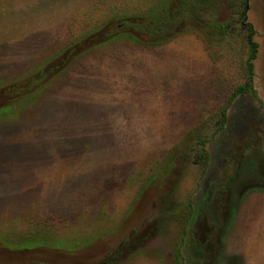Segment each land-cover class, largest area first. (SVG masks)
Listing matches in <instances>:
<instances>
[{
  "label": "rangeland",
  "instance_id": "obj_1",
  "mask_svg": "<svg viewBox=\"0 0 264 264\" xmlns=\"http://www.w3.org/2000/svg\"><path fill=\"white\" fill-rule=\"evenodd\" d=\"M198 1L0 0V264H264V0Z\"/></svg>",
  "mask_w": 264,
  "mask_h": 264
},
{
  "label": "trees",
  "instance_id": "obj_2",
  "mask_svg": "<svg viewBox=\"0 0 264 264\" xmlns=\"http://www.w3.org/2000/svg\"><path fill=\"white\" fill-rule=\"evenodd\" d=\"M198 2H200V4L202 6L206 5V0H199ZM158 15L155 17V22L154 25L157 26V28L159 29L160 26L162 25L161 23V15L160 14V10L158 11L157 13ZM173 17V16H171ZM160 21V22H159ZM123 25H132L130 22L128 21H120L118 23V26L116 27H119V26H123ZM240 25L242 26V28H244L246 30V35H245V43H246V46H247V50H248V54L245 58V66H246V70H247V73H248V77H247V80L246 82L242 83V84H239L237 86L234 87V89L231 91L230 93V96L226 102V105H224V107H222L219 111H218V115H219V118L221 120V122L223 121L224 117H225V109L228 105V103L232 100V98H234L236 95L238 94H243L245 92H250V94L256 98V94H255V90L252 88V85H251V77L253 75V71H252V60L255 58L256 56V50H257V44L256 42L252 39V35L254 34V30L252 29L251 25L249 22L245 21V15H244V12H241L240 13ZM147 26V25H146ZM145 25L144 27L147 28ZM224 25H218L219 28H222ZM115 27V28H116ZM146 30V29H145ZM222 30V29H221ZM115 34H113L112 36H109L108 38L110 37H113L115 36ZM130 37H132L133 39L135 40H138L139 42H143L141 39H138L136 36H133V35H130ZM112 38H110L111 40ZM115 39V38H114ZM108 41V40H106ZM161 41H164V39L162 40H158L157 42H161ZM144 43V42H143ZM62 64V62H61ZM59 64V65H61ZM58 66L56 65H53L52 67H50V70L52 69H55L57 68ZM61 67V66H60ZM38 76V73L36 75V77ZM38 78V77H37ZM220 126V125H219ZM202 141V140H200ZM196 154H198L197 152L194 153V155L192 156V160H194V162H196ZM201 156V159L203 160V165L205 166L206 164V159H207V153H205L204 151L199 153ZM166 161H168V159H166ZM155 176H151L150 179L154 178ZM189 214V213H188ZM191 214V213H190ZM189 218H190V215H189ZM188 218V215L186 217V220L189 219Z\"/></svg>",
  "mask_w": 264,
  "mask_h": 264
},
{
  "label": "crops",
  "instance_id": "obj_3",
  "mask_svg": "<svg viewBox=\"0 0 264 264\" xmlns=\"http://www.w3.org/2000/svg\"><path fill=\"white\" fill-rule=\"evenodd\" d=\"M254 200L262 201V203H264V197H262L260 194L258 196L249 194L246 197V199H244V202L247 201V203L249 205V204L253 203ZM244 202H243V207L245 205Z\"/></svg>",
  "mask_w": 264,
  "mask_h": 264
}]
</instances>
